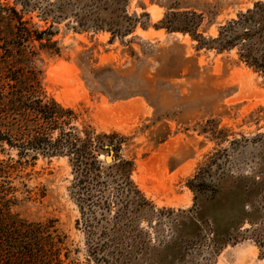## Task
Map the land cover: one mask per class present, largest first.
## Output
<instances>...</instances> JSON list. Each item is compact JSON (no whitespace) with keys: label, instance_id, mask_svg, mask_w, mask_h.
Masks as SVG:
<instances>
[{"label":"rangeland","instance_id":"rangeland-1","mask_svg":"<svg viewBox=\"0 0 264 264\" xmlns=\"http://www.w3.org/2000/svg\"><path fill=\"white\" fill-rule=\"evenodd\" d=\"M101 1L119 25H137L131 35L85 23L90 0H39V27L48 3L66 12L54 24L61 54L21 62L22 73L37 70L47 100L75 113L81 138L84 129L110 138L99 168L82 178L69 153L53 155L45 135L18 128L13 147L0 143V188L26 203L6 227L50 239L38 254L46 264H97L94 249L123 259L113 264H264V68L242 61L239 46L213 43L264 0ZM174 14L198 16L209 49L163 29ZM77 21L92 26L76 31Z\"/></svg>","mask_w":264,"mask_h":264},{"label":"trees","instance_id":"trees-1","mask_svg":"<svg viewBox=\"0 0 264 264\" xmlns=\"http://www.w3.org/2000/svg\"><path fill=\"white\" fill-rule=\"evenodd\" d=\"M37 1L39 0H0V34L3 39L2 45H0V60H2L3 67L0 70V143L13 147V140L18 134V128L26 138H29L32 133L43 134L47 138L53 155L56 154V151L58 152L56 148L60 146L64 152L74 158L78 170L82 168L86 170V172L82 171L83 178V174L89 175L88 172L94 171L99 165L96 153L103 151L105 140L110 138L106 135L93 137V133L89 129L82 131L85 138H81L79 130L71 127L76 118L75 113L62 108L54 100H47L42 95L37 70L34 68L27 74L22 73L21 62L23 60H29L33 64L42 63L41 51L53 56L61 54L60 49L57 48L58 42L54 41L56 37L54 24H58L66 12L63 8L56 10L52 3H48L43 8L40 17V22L44 24V27H39L33 23L34 14L38 12ZM90 1L92 5L87 6L82 16L85 23L94 22L97 31L111 33L114 38H125L133 33V29L137 25H119L107 14L106 5L108 3L104 4L103 13L95 7L96 0ZM97 1L102 2L101 0ZM171 17L168 19L169 25H163V29L168 33L189 35L193 41L197 42V50L209 49L206 45L207 41L198 35V30L201 27V19L198 16L195 14H174ZM240 19L244 21L245 25H227L226 28L220 30L218 40L213 43H219V52L231 51L239 46L242 48L240 53L244 52L243 55H240L242 61L250 67H257L262 62L261 66L264 68V5H256L254 11L248 12ZM53 20L57 22H53ZM49 23L53 26L46 28ZM82 24L83 22L77 21L74 30L79 31L86 26H92ZM183 60L187 62L184 57ZM103 72L113 71L103 70ZM96 76L98 75L92 77L93 81ZM68 126L70 127L67 128ZM56 131H59V140L52 142L50 138ZM115 167L121 169L120 165ZM123 167H125L124 164ZM9 169L17 168L14 166ZM4 174L0 173V179L4 178L2 177ZM18 201L19 206L26 203L25 198H16L10 191L0 188V255L4 252L10 255L7 260H2L0 256V264H12L10 258L12 254H16L17 264H46L43 258L40 260L38 254L43 253L45 249H50L52 246L50 239H46L44 242L42 239L32 237L28 228L6 227V223L16 221L14 216L18 210L16 209ZM116 237L111 239V243L117 244L122 241L121 236ZM91 254L97 264H113L123 261L122 258H118L114 262L105 256L95 258L97 254L95 249ZM52 259L51 264H54L57 257L52 256Z\"/></svg>","mask_w":264,"mask_h":264},{"label":"water","instance_id":"water-1","mask_svg":"<svg viewBox=\"0 0 264 264\" xmlns=\"http://www.w3.org/2000/svg\"><path fill=\"white\" fill-rule=\"evenodd\" d=\"M108 158L110 159V161H109V162L106 161L107 163H113V162H114V157H113L112 150H111V157H108ZM108 158H107V159H108ZM107 159H106V160H107Z\"/></svg>","mask_w":264,"mask_h":264},{"label":"bare ground","instance_id":"bare-ground-1","mask_svg":"<svg viewBox=\"0 0 264 264\" xmlns=\"http://www.w3.org/2000/svg\"><path fill=\"white\" fill-rule=\"evenodd\" d=\"M106 161H107V162H109V161H110V159L108 158Z\"/></svg>","mask_w":264,"mask_h":264}]
</instances>
